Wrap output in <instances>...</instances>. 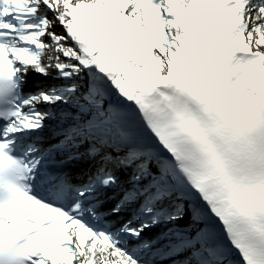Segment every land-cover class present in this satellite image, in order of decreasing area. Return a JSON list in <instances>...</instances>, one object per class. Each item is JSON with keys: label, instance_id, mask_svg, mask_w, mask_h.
<instances>
[{"label": "snow or ice", "instance_id": "6c2138e0", "mask_svg": "<svg viewBox=\"0 0 264 264\" xmlns=\"http://www.w3.org/2000/svg\"><path fill=\"white\" fill-rule=\"evenodd\" d=\"M0 264H264V0H0Z\"/></svg>", "mask_w": 264, "mask_h": 264}]
</instances>
